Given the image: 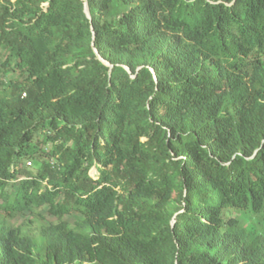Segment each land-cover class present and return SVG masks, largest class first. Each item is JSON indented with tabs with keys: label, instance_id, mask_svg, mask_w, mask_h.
I'll use <instances>...</instances> for the list:
<instances>
[{
	"label": "trees",
	"instance_id": "trees-1",
	"mask_svg": "<svg viewBox=\"0 0 264 264\" xmlns=\"http://www.w3.org/2000/svg\"><path fill=\"white\" fill-rule=\"evenodd\" d=\"M87 2L0 0V264H264V0Z\"/></svg>",
	"mask_w": 264,
	"mask_h": 264
},
{
	"label": "rangeland",
	"instance_id": "rangeland-1",
	"mask_svg": "<svg viewBox=\"0 0 264 264\" xmlns=\"http://www.w3.org/2000/svg\"><path fill=\"white\" fill-rule=\"evenodd\" d=\"M13 78H16V75L14 74H10L8 75V80L10 79H13ZM43 140H44V134L43 132H38L35 137H34V140H33V143H32V149L36 152V158L38 157V152H39V149L42 147L43 145ZM38 159V158H37ZM37 160H29L27 163H26V167L32 172L35 174V172L38 170V168L40 167V164L35 162ZM91 176H95L97 173L95 171V169H93L91 171ZM50 219H48L49 221ZM72 221V220H71Z\"/></svg>",
	"mask_w": 264,
	"mask_h": 264
},
{
	"label": "water",
	"instance_id": "water-1",
	"mask_svg": "<svg viewBox=\"0 0 264 264\" xmlns=\"http://www.w3.org/2000/svg\"><path fill=\"white\" fill-rule=\"evenodd\" d=\"M83 1H84V7H85V14H86L87 18H88L89 20H91V15H90V11H89L88 2H87V0H83ZM93 31H94V29H93ZM94 51H95L96 55L98 56V58H99L104 64H106V65H108V66H111L109 62L105 61V60L102 58V56L100 55V53L98 52V50H97L96 48H94ZM125 69L128 71V73H130V74L132 73V72H131V69H130L129 67H126V66H125ZM151 71H152V73L154 74L155 80L158 81V78H157V76H156L154 70H151ZM133 78H135V77H133ZM174 223H175V221H174Z\"/></svg>",
	"mask_w": 264,
	"mask_h": 264
},
{
	"label": "built area",
	"instance_id": "built-area-1",
	"mask_svg": "<svg viewBox=\"0 0 264 264\" xmlns=\"http://www.w3.org/2000/svg\"><path fill=\"white\" fill-rule=\"evenodd\" d=\"M2 80L0 79V87H1ZM25 96V95H24Z\"/></svg>",
	"mask_w": 264,
	"mask_h": 264
}]
</instances>
